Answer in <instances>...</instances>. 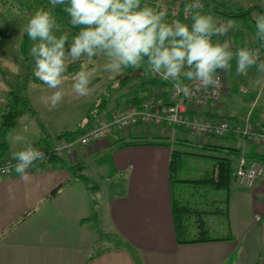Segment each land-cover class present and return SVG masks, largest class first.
<instances>
[{
	"label": "crops",
	"instance_id": "1",
	"mask_svg": "<svg viewBox=\"0 0 264 264\" xmlns=\"http://www.w3.org/2000/svg\"><path fill=\"white\" fill-rule=\"evenodd\" d=\"M218 18L229 23L224 16L217 15ZM177 20L189 26L193 22L185 17ZM238 22L240 20L231 23L233 27L227 31L224 41L214 36L213 42H227L233 52L244 46L258 48L260 44H257L253 35L255 30L248 31L251 33L249 37L244 30L241 33ZM237 36H243L245 40L241 43L236 39ZM261 59H264V54ZM230 64L219 104L201 108L199 115L215 120L227 119L232 123L243 122L247 117L258 121L254 110L237 116L238 109L232 101V86L229 84L233 82L234 76H241L245 81L258 77L264 85V73L257 72L253 67L246 75H238L236 59L233 58ZM144 71L145 64L139 69L129 70L127 84L123 88H115L107 110L95 121L85 125L83 132L96 121L110 120L116 111L126 108L140 94H143L142 98L161 95L168 100L173 82L156 80L152 75L146 79ZM188 82L185 80L186 84ZM36 97L30 92L29 99L34 109L32 113L39 120L41 130L35 132L31 142L20 132L18 135L25 138L26 144L48 149L56 144L58 135L74 130L71 127L75 124H64L61 112H53L54 108L49 104L39 105ZM191 113L194 114L192 109ZM86 117L79 123L86 121ZM16 128L17 124L7 139L8 151L11 152L25 146L14 141L17 134L13 135L12 132ZM165 136L170 137L166 142L174 138L187 144L189 141L198 148L226 145L242 149L245 153L248 147L235 139L192 136L180 129L173 131L166 125H141L124 133H115L106 142L77 147L72 162L53 160L42 166L33 164L27 170V180L22 179L15 170L9 176L0 175V264H137L128 251L116 248L90 259L99 241V232L95 224L90 222L95 215L100 218L104 235L121 238L132 245L142 264H226L232 256H236L234 264H264L263 184L255 191L242 189L237 184L233 187L228 212V230L232 241L178 245L169 180V163L174 148L123 145ZM258 151L264 154L261 147ZM96 156L99 158L95 166L103 168L100 171L89 168ZM5 159H13V155L8 154ZM233 160L238 161L236 158ZM76 162L85 166L83 173L87 176L93 173L95 181L105 183L99 184L100 205L97 211L93 207L91 193L81 181L72 180L67 169L66 164ZM106 183H110L108 188ZM59 186L61 188L57 194L50 199L52 191Z\"/></svg>",
	"mask_w": 264,
	"mask_h": 264
},
{
	"label": "clouds",
	"instance_id": "2",
	"mask_svg": "<svg viewBox=\"0 0 264 264\" xmlns=\"http://www.w3.org/2000/svg\"><path fill=\"white\" fill-rule=\"evenodd\" d=\"M50 4L66 5L73 26H80L69 47L66 36H57L60 25L50 10L38 9L29 19L25 32L35 41L30 49L34 60V75L52 91L51 107L55 108L65 96V75L72 62L87 57H101L104 72L118 75L126 68H141L159 74L173 82L174 88L185 96L192 88L185 80L193 82L196 90L209 87L219 90L222 85L217 71H228L230 61L236 59V73L246 75L250 68L264 73V59L259 49L240 47L233 52L227 42H213V37L225 34L233 25L218 24L213 14L192 15L189 26L179 20H167L166 11L141 5V0H50ZM189 9H199V0H193ZM255 38L264 44V13L254 16ZM94 73L81 64L71 77V90L77 96H87ZM15 142L25 146L14 152L15 172L28 179L30 166L45 158V154L26 144L22 135ZM0 171L7 173L9 167Z\"/></svg>",
	"mask_w": 264,
	"mask_h": 264
},
{
	"label": "rangeland",
	"instance_id": "3",
	"mask_svg": "<svg viewBox=\"0 0 264 264\" xmlns=\"http://www.w3.org/2000/svg\"><path fill=\"white\" fill-rule=\"evenodd\" d=\"M45 1L46 0H0V113H5L8 110V107L14 104L15 100L19 101L18 102V104H20L19 109L23 110V117L18 119L17 128L15 132L12 133L13 135L14 133L18 135L20 132L22 135L26 137V140L28 142L32 141L31 139L33 138L35 132L41 130V128H39V120L34 116L32 111L27 106L25 107V104H23L24 103L23 99L24 97H28V96L30 97V92H31L33 95L37 96L35 99L38 101L39 105L43 104V106H46L49 104V106H51V102L49 101L53 90L49 89L47 85L43 84V82L37 79L34 75V60L30 55V49L36 42L31 40L29 49L27 50L26 53L27 57H25L23 54L20 53V47H21L20 45L23 36L26 34L25 28L27 26L29 19L38 9L46 10L47 3ZM173 1L174 0H141V5L143 6L147 4L148 6H152L156 8L157 11H161V10L166 11L167 13L166 18L168 21L174 19L177 20L184 17L186 19H192V15L195 14L196 12H200L201 14H208L206 13L207 7L205 0H199V3L202 4L201 9H189L188 5L191 4L193 0H187L186 2L187 4L184 5L183 8L178 10L181 13L180 14L178 13L176 16H172L169 13L171 11L172 12L176 11V8H178L175 6L176 2ZM212 2H213L212 3L213 7H216V9H218L219 11H224L226 13H236L238 11L243 12L251 9L250 16L241 18L240 22H238L241 33H243V30L248 33L250 29L256 31L254 16L259 14L260 12L259 8H261L264 11V0H215V1L212 0ZM214 2H216L217 4L215 5ZM45 4L46 6H44ZM49 5L53 9H56L57 7V6L53 7L51 4ZM253 7H258V8L252 10ZM187 11L190 12V14H188ZM54 18L57 20V23L60 25L59 30L55 31V34L58 36L60 35L59 33L61 29L66 27V24L64 21L62 20L60 21L56 17ZM215 20L217 21L218 24L226 25L225 23L226 21H224L222 18H218ZM227 20L230 23H232L234 22L235 19H227ZM76 34L77 33L73 34V38ZM247 35H249L250 37L251 33H248ZM226 37H227V32L223 35L216 36V38L220 41L221 40L224 41ZM73 38L72 39L66 38L67 40H69L67 41L68 47L70 46ZM236 39L241 43L245 40L243 36H237ZM259 43L260 42L258 41L257 44ZM249 48L256 49L257 47L251 46ZM257 49H259L260 51V46H258ZM103 63L104 61L101 57H95L91 61L88 60L87 57H82L81 60L72 62L68 66L67 72L65 73V75L68 77V80L65 81L63 86L66 94L63 97L62 101L58 104V106L52 109V111L54 112L56 110V112H61L60 114L64 119L62 120L64 124H75L73 125V127H71L72 129L78 128L77 126L80 125L79 123L80 120L88 115L89 109H91L95 103L100 102V100L104 98L105 95L112 94L113 92L116 91L115 88L119 86L121 79H124L126 76H128L129 70L136 69L131 67L126 68L120 74L115 75L104 72L102 70ZM81 64L85 65L87 70H90L94 73L91 84L89 86L90 87L89 95L84 97L77 96L71 90V77L77 71L80 70ZM144 72H146V69ZM148 73H149L148 79L152 75V76H158L162 80L166 81L159 74L153 75L150 72ZM233 79H234L233 82H231L229 85L232 86V101H234L238 109L237 114L239 115L237 116L239 117L240 115H245L247 112L254 110L255 115L258 116L257 119L258 122L253 124V126L255 127L257 132L264 133L263 81L261 82V79L258 77H253V79L250 81L243 80L241 76L238 77L234 76ZM245 89H247L248 91H244ZM256 96H258V98L254 103ZM30 106H32V104ZM202 117L207 118L204 116ZM209 119H213V118H209ZM220 120H224V119H220ZM250 122H251V118H250ZM243 123L244 121L238 124L242 125ZM172 130L175 131V129ZM192 136H199V135H192ZM199 137H204V136H199ZM165 138H170V137L165 136ZM150 140H154V139L151 137V139L149 140H141V141H150ZM177 140L175 141L174 138H172V140L169 142H171L172 144H176ZM193 141L194 140H192V142ZM238 141H240V143H242L243 145H247L246 142L247 140L240 139ZM188 144L193 147L196 146L195 144H192L189 141ZM258 146L261 147L260 145ZM181 150L187 151L185 148ZM262 151L264 152V148H262ZM13 153L14 152L8 151L6 157L8 156V154L12 156ZM244 156L245 153H242L241 158L236 159L238 160L235 161V166L237 167V169L243 160L249 163ZM98 158L99 157L96 156L94 158L95 161L92 160V163L89 164V168L94 169V171L95 170L100 171L101 169H103V168H98V166H95V163L97 162ZM73 159L74 158L68 157L67 159H61V160L64 161L68 160L69 162L70 161L72 162ZM5 160H11V159H5ZM208 161L209 160H203L198 158L187 159L185 164V169L182 171L181 177L189 178V179L200 178L205 174L206 169L211 165ZM88 174L91 179H94L93 173H88ZM105 180H107V178ZM96 183L100 185L105 184V183H100V180H96ZM106 184H108L106 187L108 188L110 183H106ZM259 185H261L260 182L256 184L253 190H249V191H255ZM216 196L219 197V194H216ZM208 223L212 227L211 235L213 236H218V237L225 236L226 234L229 233L228 225L230 224V221L223 214L210 216L208 218ZM96 224H97L96 226L97 230L102 229L103 226H101V222L100 224L99 222H97ZM106 244H109V242L105 241L104 245L106 246ZM104 245L103 243H101L97 249L103 247Z\"/></svg>",
	"mask_w": 264,
	"mask_h": 264
},
{
	"label": "trees",
	"instance_id": "4",
	"mask_svg": "<svg viewBox=\"0 0 264 264\" xmlns=\"http://www.w3.org/2000/svg\"><path fill=\"white\" fill-rule=\"evenodd\" d=\"M45 2L47 3V8L45 7L46 10H50L54 17H56L60 21H64L66 24V27L63 28V30L61 29L59 33L60 35H58V37L64 35L66 36V38L72 39L73 34L78 33V31L80 30V26H73L71 24L70 17L68 16L67 12L64 11L66 5H57L56 9H53L49 5V0H46ZM205 3L207 7L206 13L213 14L215 19L217 15H221L227 19L240 20L241 18L250 16L251 14V9L243 12L238 11L236 13H226L224 11H219L218 9H216V7H213L212 0H205ZM44 6H46V4ZM257 8L258 7H253L252 10ZM259 10L261 13H264L261 8H259ZM253 35L255 36V33H253ZM30 42L31 39L27 36V34H25L22 38L20 47V52L25 57H27L26 53L29 49ZM67 44L68 42L66 43V48L68 47ZM259 44L261 47L260 54L261 56H263L264 44H262L261 42ZM145 69H147L146 63ZM148 74V71L143 73V75L147 79ZM154 77L156 80L164 81L158 76ZM128 79V76H126L124 79H121L118 87L123 88L127 84ZM143 85H146V83ZM112 94L105 95L104 98L100 100V102L95 103L92 108L89 109L86 121L82 122L78 128L58 135L57 140L74 141L78 137H80L84 133L83 125H88L92 123L107 110V106L110 102V99L112 98ZM142 95L143 94H140L138 97L133 99L131 103H135L137 105L141 104L144 100L147 99L146 97L142 98ZM23 101L25 107L27 106L31 111H34L33 107L30 106L31 102L29 97H24ZM18 102V100H15L14 104L10 105L5 113H0V166L6 161L5 157L9 150L7 144L9 132L16 126L18 119L23 114V110L19 109L20 104H18ZM247 120L250 121V117H247L244 120V123ZM251 122L252 124H255L258 121H256V118H252ZM139 126H141V124L137 125L136 127ZM225 138L229 140H240L233 133L228 134ZM166 140L167 138L155 139L150 141H135L123 145L166 146L169 148H174L169 163V180L172 197V214L178 245L187 246L232 241L233 237L230 235V233L226 234L225 236L219 237L211 235L212 227L208 223V218L210 216L219 214H223L227 218H229L228 212L231 200V191L237 182V167L235 166V162L233 159H240L243 150L229 147L226 145L204 146L202 148H198L191 147L184 141L177 140L176 144H172L169 141L166 142ZM247 146L248 147L245 151L244 156L245 159L249 163H260L264 165V154L258 151V145L254 143H247ZM184 148L187 151L181 150ZM49 149L50 148L46 150ZM189 158L209 160L208 162L211 165L206 169L205 174L200 178L189 179L181 177L182 171L185 169L186 160ZM53 160L62 161L60 158L57 157H52L51 161ZM67 169L70 172L72 180L81 181L85 185L87 190L91 193L92 204L95 211H97L100 205V185L96 183L94 179H91L89 176L83 173L85 171V166L82 163L76 162L74 164H69L67 165ZM60 188L61 186L57 187L52 191L50 199H52L57 194ZM216 194H219V197H217ZM90 222H93L96 227V223L99 222L100 224L101 221L99 216L95 215L90 219ZM97 231L99 232V241L93 249V253L91 254L90 259L101 255L103 252L109 249L116 248L128 251L135 259V262L137 264H142L140 258L137 256L136 249L133 248L132 245H130L121 238L104 235L101 229ZM105 241L109 242V244H106V246L104 245ZM101 243H103L104 246L97 249ZM235 261L236 256H232L226 264H234Z\"/></svg>",
	"mask_w": 264,
	"mask_h": 264
},
{
	"label": "built area",
	"instance_id": "5",
	"mask_svg": "<svg viewBox=\"0 0 264 264\" xmlns=\"http://www.w3.org/2000/svg\"><path fill=\"white\" fill-rule=\"evenodd\" d=\"M173 2H176L175 6L178 8L169 14L176 16L178 13H181L178 10L187 4V0H174ZM201 8L202 4H200L199 9ZM187 13L190 14L188 11ZM216 74L220 77L222 85L219 90H214L211 87L196 90V85L189 81L188 85L192 88V93L189 96L178 92L173 86L168 100L158 95L147 98L139 105L131 103L126 108L116 111L110 120L96 121L91 128L74 141H58L49 150L33 146L45 154L43 160H38L33 164L39 166L45 165L51 161L52 157L60 159L72 158L77 147H90L108 141L115 133H123L135 128L139 124L144 126L167 125L170 129L180 128L192 135L206 136L214 139H222L228 134L233 133L237 138L247 140V143H257L264 148V133L257 132L249 120L240 125L232 123L227 119L215 120L203 118L202 115H199L201 108L216 106L222 98L226 87V71L218 70ZM191 109L194 114L191 113ZM16 163L12 159L6 160L0 166V169L8 166L9 171L7 173L0 171V175H11L15 170ZM236 178V184L239 187L253 190L257 183L264 184V165L260 163H247L243 160L237 169Z\"/></svg>",
	"mask_w": 264,
	"mask_h": 264
}]
</instances>
